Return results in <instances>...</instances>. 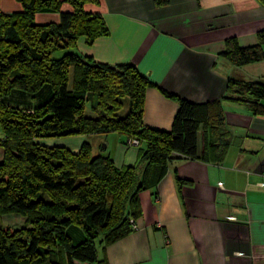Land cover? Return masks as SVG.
<instances>
[{"label":"trees","instance_id":"trees-1","mask_svg":"<svg viewBox=\"0 0 264 264\" xmlns=\"http://www.w3.org/2000/svg\"><path fill=\"white\" fill-rule=\"evenodd\" d=\"M15 1L20 13L0 14V216L19 215L25 228L10 235L0 223V264H95L98 247L133 230L131 222L141 213L139 195L156 187L171 155L196 158L201 124L217 130L215 148L224 156L228 143L218 135L225 125L221 100L194 104L163 90L131 63L101 64L81 55L80 39L91 45L109 35L102 16L84 10L98 0ZM257 1L264 6V0ZM63 4L72 11L60 12ZM41 12L58 13L59 22L35 23ZM262 45L264 31L253 47L239 48L232 38L224 56L237 67L260 62ZM44 88L50 96L32 109L8 103L13 91L34 97ZM148 88L178 103L170 131L143 124ZM222 100L264 118V81L230 79ZM87 103L91 116L85 114ZM108 134L138 141L137 166L117 169L110 157H93L87 143L76 153L44 144ZM177 184L180 189L178 178ZM70 228L82 234L78 243L68 236Z\"/></svg>","mask_w":264,"mask_h":264},{"label":"crops","instance_id":"crops-1","mask_svg":"<svg viewBox=\"0 0 264 264\" xmlns=\"http://www.w3.org/2000/svg\"><path fill=\"white\" fill-rule=\"evenodd\" d=\"M84 10L101 15L109 35L91 45L80 39L81 55L101 64L131 63L163 90L194 104L221 100L225 125L218 135L228 143L220 157L214 143L217 130L201 124L196 158L171 155L160 182L139 195L137 229L98 247L95 264H264V118L222 100L230 79L264 81V45L260 62L237 67L224 56L229 39L239 48L257 45L258 33L264 31V6L257 0H98ZM21 11L15 0H0L1 15ZM71 11L68 4L60 6V12ZM34 21L55 24L59 14L37 13ZM50 94L48 88L34 97L13 91L8 103L32 109ZM177 109L176 101L148 88L143 124L170 131ZM108 137L114 139L112 153ZM88 138L44 144L76 153ZM92 142H104L99 149L90 146L93 157L108 156L117 169L137 166L139 147L128 146L127 139L95 135ZM69 230L82 239L80 231Z\"/></svg>","mask_w":264,"mask_h":264},{"label":"rangeland","instance_id":"rangeland-1","mask_svg":"<svg viewBox=\"0 0 264 264\" xmlns=\"http://www.w3.org/2000/svg\"><path fill=\"white\" fill-rule=\"evenodd\" d=\"M63 53L61 54H58L57 57H60ZM71 81H72V70L70 71V80H69V87L71 86ZM126 110V109H125ZM124 111V110H123ZM85 114L87 116H91V109H90V105L89 103H87L85 105ZM112 135H116V134H112ZM92 136H95V135H89V136H80V137H85V138H88V141H87V144L89 146H94L96 144L93 145V142H92ZM80 137H68V138H65V139H69V138H72V139H75V138H80ZM120 138H125V136H122V135H119ZM109 139L111 137H108ZM64 139V138H63ZM126 139V138H125ZM111 140V143H110V149L112 150H108L109 153H112L113 152V145H114V139H110ZM84 144V143H83ZM82 144V145H83ZM100 144V145H99ZM97 142V147L98 149L101 148V146L104 144L103 143H99ZM81 145V146H82ZM131 146V145H130ZM139 145H137L138 147ZM133 147V146H131ZM141 149V148H139ZM90 151H91V147H90ZM2 216H4L3 218H1ZM0 216V223L2 224V228L7 231L10 235H13L15 232H18V231H21L25 228V220L23 217H20L19 215H16V214H12V215H9V216H5V215H2ZM68 236H70V238L72 239V241L74 243H78L79 240L72 237V236H75L76 232H74L73 230H69L67 232ZM64 254V253H63Z\"/></svg>","mask_w":264,"mask_h":264},{"label":"built area","instance_id":"built-area-1","mask_svg":"<svg viewBox=\"0 0 264 264\" xmlns=\"http://www.w3.org/2000/svg\"><path fill=\"white\" fill-rule=\"evenodd\" d=\"M127 145H128V146L131 145V146H133V147H136L137 145H139V143H138L137 140H129ZM131 227H132L133 230H136V229H137V227H136V225L134 224V222H131Z\"/></svg>","mask_w":264,"mask_h":264}]
</instances>
